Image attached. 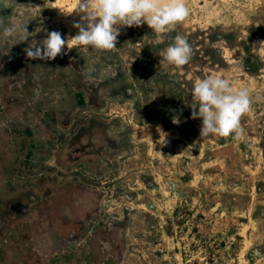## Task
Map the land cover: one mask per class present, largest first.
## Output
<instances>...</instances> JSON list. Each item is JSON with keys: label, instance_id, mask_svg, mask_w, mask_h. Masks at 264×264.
Returning a JSON list of instances; mask_svg holds the SVG:
<instances>
[{"label": "rangeland", "instance_id": "1", "mask_svg": "<svg viewBox=\"0 0 264 264\" xmlns=\"http://www.w3.org/2000/svg\"><path fill=\"white\" fill-rule=\"evenodd\" d=\"M184 2L175 67L147 24L29 59L77 34L76 0H0L34 34L0 41V264H264V0ZM84 65L111 66L91 109ZM209 75L250 93L239 139L200 136L189 90Z\"/></svg>", "mask_w": 264, "mask_h": 264}, {"label": "clouds", "instance_id": "2", "mask_svg": "<svg viewBox=\"0 0 264 264\" xmlns=\"http://www.w3.org/2000/svg\"><path fill=\"white\" fill-rule=\"evenodd\" d=\"M74 10L79 20L73 24L78 29L74 37L62 38L59 31L47 32L41 41L31 40L25 53L32 60H54L67 48H91L112 51L122 28L140 27L142 24L153 30L156 45L166 40L171 43L160 52L163 59L172 66L181 67L189 63L192 47L181 34L172 36L176 26L190 14L184 0H76ZM27 24L16 19H0V41L13 37L28 41ZM195 103H191L193 119H201L200 136L218 135L241 136L240 118L250 109L252 100L247 88L234 90L229 79L209 75L196 79L189 90ZM198 108V111H197ZM172 123L179 126L181 121L174 117ZM165 142V141H164Z\"/></svg>", "mask_w": 264, "mask_h": 264}, {"label": "flooded vegetation", "instance_id": "3", "mask_svg": "<svg viewBox=\"0 0 264 264\" xmlns=\"http://www.w3.org/2000/svg\"><path fill=\"white\" fill-rule=\"evenodd\" d=\"M110 69L111 66L95 67L94 65H84L81 67V73H83V79L81 81L85 84V87H88V90L81 93V95L83 96L84 102L88 109L95 107L94 104L92 105V102H103L106 99L104 96L105 94L102 92L101 85L106 81L108 76H110Z\"/></svg>", "mask_w": 264, "mask_h": 264}, {"label": "crops", "instance_id": "4", "mask_svg": "<svg viewBox=\"0 0 264 264\" xmlns=\"http://www.w3.org/2000/svg\"><path fill=\"white\" fill-rule=\"evenodd\" d=\"M72 128V127H71Z\"/></svg>", "mask_w": 264, "mask_h": 264}]
</instances>
